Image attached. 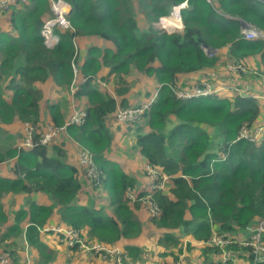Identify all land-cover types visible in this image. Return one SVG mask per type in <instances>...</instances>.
<instances>
[{"label": "trees", "instance_id": "16d2710c", "mask_svg": "<svg viewBox=\"0 0 264 264\" xmlns=\"http://www.w3.org/2000/svg\"><path fill=\"white\" fill-rule=\"evenodd\" d=\"M27 1L29 4L24 3ZM66 1L71 6L68 17L72 28H54L59 36L54 48L45 45L41 34L44 21L53 16L50 0L48 8L47 0H17L22 3L19 8L11 4V27L18 34L0 29V122L30 121L37 129H45L40 112L43 101L49 104L53 123L64 124L74 59L79 71L74 99L81 100L78 104H83L88 114L83 123L70 124L67 130L92 152L96 166L90 177L92 187L106 188L109 204L98 207L90 200L76 202L84 177L78 165L69 161L65 140L53 137L34 148L0 149V162L16 156L17 173L13 179L0 178V224L9 220L1 204L4 192L41 190L61 204V221L86 229L90 239L114 245L141 233L138 215L139 206L144 205L141 201L132 204L128 197L137 179L113 153L114 129L109 121L118 105H131L128 95L136 79L128 81L126 76L133 69L160 84L156 99L143 113L144 123L119 125L129 135L131 128L135 129L130 135L136 140L135 152L170 177L171 194L154 193L161 212L153 221L167 231L160 243L181 250L182 241L172 235V230L181 229L198 240H207L213 234L212 224L235 239L237 231L264 218V137L260 141L237 139L240 128L254 125L258 118L261 106L257 99L239 94L230 99L216 93L181 98L174 91L177 85L186 86L177 82L179 74L217 63L218 56L209 57L202 45L215 48L232 42V54H260L264 58V41L240 38L238 19L264 29V0H187L181 9L184 28L171 33L155 29L154 22L163 15L170 16L173 6L184 0ZM88 36L110 45H91L84 55L78 52L75 56V42ZM102 68L107 70L105 75H99ZM248 72L253 69L248 68ZM111 74L116 77L114 91L120 102L97 82L99 77L109 81ZM145 123L148 127L143 129ZM82 172L85 176L83 168ZM51 214V207L33 202L29 210L16 215L13 225L4 232L0 229V244L12 230L20 229L21 218L29 216L28 242L47 264L55 251L40 240L38 226H43ZM126 246L123 260L139 262L141 250ZM79 247L76 244L71 250ZM232 249L251 251L237 242L226 247V251ZM217 250L209 245L203 248L205 253ZM206 264L221 263L207 260Z\"/></svg>", "mask_w": 264, "mask_h": 264}, {"label": "crops", "instance_id": "0c3cea01", "mask_svg": "<svg viewBox=\"0 0 264 264\" xmlns=\"http://www.w3.org/2000/svg\"><path fill=\"white\" fill-rule=\"evenodd\" d=\"M17 1V0H16ZM186 1L187 4V0ZM21 2V0H19ZM15 2L13 3L12 7H21L22 3ZM183 2V1H181ZM25 4H29V1L24 2ZM48 0H47V8H48ZM12 7L9 8L8 11L2 12L0 14V29L7 31L8 33L12 35H16L17 30H12L11 27V19H12ZM51 8V0L49 5V11ZM71 6L68 7V13L71 12L70 10ZM45 11L47 12V9L45 8ZM44 11V12H45ZM47 14V13H46ZM183 22V20H182ZM240 36V35H239ZM80 44V51L79 54L81 56L84 55L86 52L84 51L85 48H89L91 45H100L103 46L104 43H106V46L110 45L109 41L103 40L101 38L96 37H83L79 40ZM231 44L232 42H229L224 45L216 46L217 48V56L218 61L216 64L202 68L197 71L189 72V73H181L177 77V82L180 84H183V82L187 85H191L192 88L196 87H202L203 81H208L209 84H211L215 89H217L216 94L220 97H228L230 99H233V97L238 94V92L232 91L230 88L231 86H234V84H237L240 87V92H243L240 94L242 97H254L257 99L261 106V112L256 119V121L253 123L254 125L261 126L264 124V85L261 84L264 82V58L261 57L260 54H256L255 56H249L246 54H237L231 53ZM216 56V55H215ZM230 62H240L243 65H246L248 68L253 69L254 73H233L229 71L227 68L228 63ZM107 70L105 68H102L99 72V75H105ZM141 74V73H137ZM250 74V75H249ZM141 77L146 78L149 82L152 80L156 87L155 91L158 93L160 89V84L149 78L146 77L144 74H141L138 79L132 84L130 88V93L132 91V87L134 88L135 92H138L140 90L138 86L139 79ZM100 78V77H99ZM98 79V78H97ZM102 79V78H100ZM116 77L111 74L110 80L108 81V86L111 88L113 87L111 91H108L109 93L115 95L117 100L120 102L121 97L116 96V93L114 91V84ZM107 81V80H106ZM159 86V87H158ZM224 86V87H223ZM258 86H262L258 88ZM13 92H10L12 94ZM130 93L128 95L129 101L132 105L133 98L137 96V93H133L130 96ZM74 95L70 94V91L67 92L64 108L66 110V119L69 115L70 109H71V101ZM151 96V95H150ZM150 96L148 99H150ZM54 95L52 96V98ZM49 104H46L45 102L41 101V115L43 117V123H53L51 119V115L48 108ZM122 106V105H121ZM111 120L114 119V115H111ZM142 122V121H141ZM137 124V123H134ZM111 128L114 129L113 134V153L120 156L121 164L124 166L126 172L129 174V172H132V170H139L140 165L139 164H145L147 160L145 157L140 154L139 152L131 151L134 156L126 152L124 148H121L117 138L116 134L117 132H120L124 143L126 146L129 145V143H132V147L136 146V140L133 139L130 135L128 136L127 133H125L123 128H120L119 125H133V123H113L110 122ZM45 127V125H44ZM40 128V126H39ZM39 130L43 131L44 128H40ZM71 133L67 131L61 132V134L57 137H60L61 139L65 140V144L68 148V159L71 163H76L78 167L81 170V174L84 177V179H81L82 187L77 195V203H87L89 200L93 201L98 207L105 206L109 204V201H106V197L108 196L106 192V188L102 190H96L92 187L93 182L90 181L86 177V170L85 167L82 166L79 163V153L80 149L85 148L89 149L82 144H80L76 138H74ZM24 136V124L23 122L16 120L9 124H3L0 122V149H5L9 147H20L22 144ZM264 137V131L263 136ZM28 149V148H27ZM132 161H131V160ZM16 162V156L7 158L4 161L0 162V178H9L13 179L17 176V173L15 172L14 164ZM82 168L85 170V176L82 172ZM136 185L142 186L146 183L147 177L146 173L144 176L137 175L136 177ZM170 184V181H169ZM104 192V193H101ZM105 199V200H104ZM35 202L36 204L43 205V206H49L52 208V214L48 218L47 222L43 226H38V230L40 234V240L48 245L50 248H52L55 253L53 255V258L47 262V264H116L112 260H103L95 255H92L88 252H85L81 250L80 248L78 250L72 251L73 246L67 245L64 241L59 240L57 238V235L50 229V227L53 226H61V227H73L70 226L64 222L61 221L60 213L62 210L61 204H59L55 198H53L48 193L45 194L41 190L39 191H20V192H4L1 197V204L3 206V210L8 215V222H5L4 224H0V229L2 228V231L4 232L6 230V227L9 225H13L16 220V215L22 211V210H29L30 205ZM138 202V201H137ZM132 204L134 202H131ZM142 205H145L144 202H142ZM133 208H135V205H132ZM139 215L142 219V231L141 233L131 239L124 240L122 239L120 243L117 245L121 247V253L124 258V253H127V250L125 247L126 245L135 246L141 250L139 262L135 264H176L177 260H181L182 264H206L207 260H213L214 262H219L221 264H253L252 258L249 253H245L244 250H240V252H235V250H228L227 252H224L221 247H218L219 250L215 252H203V248L208 246L204 244L203 242L205 240H198L193 236L191 233H184L181 229H175L172 230V235L176 236L182 241V249L179 250L177 247H166L163 244L160 243L162 239H165L166 230L164 228H159L155 222L153 221L154 217L151 216V214L147 211V209L143 206H139ZM257 220V219H256ZM255 220V222H256ZM254 222V223H255ZM31 224L29 216H26L25 218H21L20 221V229L12 230L10 232V235L6 237V239L3 241L2 244L7 243V246H3L0 244V249L7 252L11 259L12 264H44V262L41 260L38 254V251L35 247L29 244L27 239V228ZM253 224V223H252ZM212 235L209 237L211 238L216 232H220L219 226L216 224H212ZM76 228V227H75ZM78 229V228H77ZM81 230L82 234L89 237L86 229H79ZM247 229L239 230L236 232V239L237 243H241V240L247 235L246 233ZM224 235H226L224 232H220ZM0 230V235H1ZM208 238V239H209ZM232 242V243H235ZM231 244V243H230ZM3 246V248L1 247ZM229 245V244H228ZM227 245V246H228ZM244 245V244H243ZM210 246V245H209ZM226 246V247H227ZM211 247V246H210ZM214 247V246H212ZM6 248V249H5ZM173 250V253L170 251ZM221 251V253H220ZM163 252H169L167 255H163ZM15 253V254H13ZM230 253V254H229ZM227 256L228 260L224 262L222 259L224 256ZM175 256V257H174ZM130 262H133L132 260ZM128 264V263H127Z\"/></svg>", "mask_w": 264, "mask_h": 264}, {"label": "built area", "instance_id": "2783aa9c", "mask_svg": "<svg viewBox=\"0 0 264 264\" xmlns=\"http://www.w3.org/2000/svg\"><path fill=\"white\" fill-rule=\"evenodd\" d=\"M16 0H0V14L5 12L11 4H13ZM186 5V1H183L179 4H176L172 8V12L170 16H161L158 18V24L166 30V32L171 33L172 31H182L184 28V23L182 22L181 16V8ZM68 5L65 0H51V9L53 11L54 16L52 18L47 19L42 27L41 34L44 40V43L49 48H54L56 44L59 42V36L54 32V28L59 26L63 28H70L71 22L68 17ZM239 19V35L240 38L245 40H263L264 41V29L258 27L251 21H248L244 18L238 17ZM204 52L209 56L213 57L217 55V48H211L206 45H202ZM79 52L78 43L75 42V56ZM72 67L74 72V78L71 84V94L75 93V89L78 85V77L79 71L78 66L72 61ZM229 71L233 73H240L241 71L244 73L248 72V67L243 65L240 62H230L227 65ZM77 81V82H76ZM97 82L100 85V88L103 91H111L108 86L109 82L103 79L98 78ZM159 87V86H158ZM224 87V86H223ZM234 92H238V94H242L240 92V87L237 84L231 86L230 88ZM211 84L204 83L203 87L192 88L191 85L180 87L179 85L174 87V91L177 92L179 97L187 98L197 95H211L215 94L217 91ZM150 99L145 101L143 104L137 106L139 108H132L130 106H117L116 111L114 112V119L110 120L113 123H134L136 121L142 120L143 113L152 103L155 97H157L158 93L153 92ZM86 119V111L82 109L78 101L72 98L71 109L69 115L62 125H55L54 123L45 124V129L43 131L37 129V127L30 121H26L24 123V137L22 140L21 146L27 148H34L39 144H46L52 140L53 137H57L61 134V132L67 130V126L70 124H80L83 123ZM264 124L261 126L258 125H246L244 124L237 136V139H245L249 141H260L263 136ZM38 135L37 138L35 135ZM93 154L89 149L82 148L80 149L79 154V163L85 167L86 177L91 180L90 177L94 176V170L96 168L95 164H93ZM151 162H146L144 166L146 167L145 173L147 176V181L144 185L138 186L136 188H140L139 191H134L130 189L128 196L135 200L137 196H141V199L144 200V206L148 210V212L153 217H158L160 208L159 206L152 201L150 198L154 194L151 193L156 187H166L169 184L170 177L161 172V177L158 176L159 170L154 168ZM93 164V165H92ZM155 177L158 179L156 182ZM147 187V190H143V188ZM150 190V191H149ZM155 192V191H154ZM47 229H51L59 240L64 241L69 246H74L76 244H80V249L88 252L96 257L103 260H112L118 263H122V257L120 255L121 247L117 244L109 245L103 243L98 240L90 239L89 237L82 234L81 230L75 227H61V226H53ZM264 218H258L254 224H251L247 228V235L241 240V242L245 246H249L251 248L250 255L253 258V264H259V261H264ZM233 241L232 238L227 237L224 234L215 233L211 238L205 240L206 245H215L219 246L226 251V245ZM203 242V243H204ZM224 262L228 260L225 255L222 259ZM0 263L1 264H12V260L10 255L0 249ZM176 264H182L181 260H177Z\"/></svg>", "mask_w": 264, "mask_h": 264}, {"label": "rangeland", "instance_id": "374dc122", "mask_svg": "<svg viewBox=\"0 0 264 264\" xmlns=\"http://www.w3.org/2000/svg\"><path fill=\"white\" fill-rule=\"evenodd\" d=\"M8 11V10H7ZM154 27H155V29H157V30H159V31H161V32H163V31H166L164 28H162L159 24H158V21L156 20L155 22H154ZM157 27V28H156ZM183 29V28H182ZM78 45H79V47H80V44L78 43ZM106 46V43H104L103 44V46L102 47H105ZM209 46H207V48H208ZM80 49V48H79ZM89 49V48H88ZM87 48H85V52H87V50H88ZM217 56V55H216ZM137 73H140V72H138V70H135V69H133V71L131 72V74L130 75H128V76H126V78H127V80L128 81H132L133 79H138V77H140L141 76V74L139 75V74H137ZM253 73H254V71H253ZM250 75V74H249ZM154 80V79H153ZM77 82V81H76ZM153 81L152 80H150V82L146 79V78H144V77H141L140 79H139V82H138V86H139V88H140V90H138V92H135V90H133L134 88L132 87V91H131V93H130V96L133 94V93H137L138 95L137 96H135V98H133V101H131L132 102V108H139V107H137V106H139V105H141V104H143L145 101H147L148 100V98H149V96L155 91V89H156V87H154V83H152ZM262 86L264 85V82L261 84ZM262 86H258V88H260V87H262ZM113 87H111L110 89H112ZM152 96V95H151ZM150 96V97H151ZM76 100L79 102V101H81L80 99H78L77 97H76ZM144 121H145V119H143V121L142 122H139V123H137V124H143L144 123ZM148 126H147V124L145 123V125L142 127L143 129H146ZM132 129V131L130 132V135L132 134V133H134L135 132V129H133V128H131ZM128 136H129V134H128ZM24 137V136H23ZM116 138H117V140H118V142H119V144H120V146H121V148H124V149H126L125 151L126 152H128L129 154H131L132 152V150L135 152V149L131 146L132 145V143L130 142L129 143V145L128 146H126V144L124 143V139H123V137H122V135H121V133L120 132H117V134H116ZM134 139V138H133ZM137 147V146H136ZM138 148V147H137ZM118 154V153H117ZM131 160V159H130ZM132 161V160H131ZM140 165V169L139 170H132V172H129V174L130 175H132V176H135V177H137V175H139V176H144L145 175V170H146V167L144 166V164H139ZM147 177V176H146ZM155 180H156V182H158V179L155 177ZM130 189H132V190H134V191H139V189L140 188H136L135 186H130ZM143 190H147L148 191V188L147 187H145V188H143ZM156 190H160L162 193H165V194H167V193H170V190H171V187H170V184H168V185H166V187H156L153 191H151V193L153 194V193H155L154 191H156ZM150 191V190H149ZM171 194V193H170ZM152 201H154L155 203H156V201H155V198H154V194L151 196V198H150ZM157 204V203H156ZM158 205V204H157ZM160 212H161V209H160ZM159 212V213H160ZM159 216V215H158ZM129 264H135V263H129ZM139 264H142V263H139Z\"/></svg>", "mask_w": 264, "mask_h": 264}, {"label": "bare ground", "instance_id": "6f19581e", "mask_svg": "<svg viewBox=\"0 0 264 264\" xmlns=\"http://www.w3.org/2000/svg\"><path fill=\"white\" fill-rule=\"evenodd\" d=\"M65 1H66V0H65ZM66 2H67V4L69 5V2H68V1H66ZM186 6H187V4H186L185 6H183L182 8H184V7H186ZM182 8H181V9H182ZM7 10H8V9H7ZM7 10H6V11H7ZM51 11H52V9H51ZM52 15L54 16L53 11H52ZM53 16H52V17H53ZM52 17H49V18H52ZM49 18H47V19H49ZM47 19H46V20H47ZM46 20H45V21H46ZM45 21H44V22H45ZM70 22H71V21H70ZM71 26H72V23H71ZM42 27H43V26H42ZM70 28H72V27H70ZM41 30H42V29H41ZM77 43H78V42H77ZM78 47H79V45H78ZM79 50H80V49H79ZM204 83H208V81H203V86H204ZM203 86H202V87H203ZM196 88H197V87H196ZM193 89H194V88H193ZM175 94L178 96V94H177L176 91H175ZM192 96H193V95H192ZM192 96H191V97H192ZM197 96H198V95H197ZM178 97H179V96H178ZM73 98H74V96H73ZM181 98H183V97H181ZM187 98H189V97H187ZM155 99H156V97L154 98V100H155ZM154 100H153V101H154ZM153 101H152V103H153ZM152 103H151V104H152ZM151 104H150V105H151ZM150 105H149V106H150ZM79 106H80L82 109H84V110L86 111V117H87L88 112H87V110L84 108L83 104H81V105H79ZM119 106H121V105H119ZM148 108H149V107H148ZM143 119H144V118H143ZM143 119L140 120V121H136V122H134V123H139V122L143 121ZM85 120H86V119H85ZM24 123H25V122H24ZM50 123H51V122H50ZM134 123H133V124H134ZM80 124H81V123H80ZM26 148H27V147H26ZM79 154H80V153H79ZM92 159H93V158H92ZM93 164H94V159H93ZM93 164H92V165H93ZM150 164H151V163H150ZM151 165H152L154 168H157V169L159 170L158 176L161 177V172L164 173V172L162 171L161 167H157V166H155V165H153V164H151ZM94 171H95V170H94ZM164 174H166L167 176H169L167 173H164ZM129 191H130V188H129ZM128 193H129V192H128ZM128 197H129V196H128ZM129 199H130V202H136V201L144 202V200L141 199V196H139V195L137 196V198H136L135 200H133L132 198H129ZM216 233L221 234L220 232H216ZM227 237H230V235H228ZM235 241H237L236 238L233 239L232 242H235ZM232 242H231V243H232ZM241 243H242V242H241ZM204 244H205V242H204ZM229 244H230V243H229ZM227 245H228V244H227ZM227 245H226V246H227ZM212 246H214V247H219V246H215V245H212ZM226 246H225V247H226ZM120 255H121V257H122V263H118V262H115V261H114V262H115L116 264H127V263L123 260V256H122V253H121V252H120ZM10 258H11V257H10ZM253 258H254V256H253ZM253 258H252V262H253ZM11 260H12V259H11ZM261 262H263V261H259L258 263H261Z\"/></svg>", "mask_w": 264, "mask_h": 264}, {"label": "clouds", "instance_id": "9594fccd", "mask_svg": "<svg viewBox=\"0 0 264 264\" xmlns=\"http://www.w3.org/2000/svg\"><path fill=\"white\" fill-rule=\"evenodd\" d=\"M163 16H167V15H163ZM158 20V19H157ZM158 29V28H157ZM188 86V85H187ZM212 95V94H211ZM209 96V95H208ZM110 121V120H109ZM111 122V121H110ZM149 162V161H148Z\"/></svg>", "mask_w": 264, "mask_h": 264}, {"label": "water", "instance_id": "95a60500", "mask_svg": "<svg viewBox=\"0 0 264 264\" xmlns=\"http://www.w3.org/2000/svg\"><path fill=\"white\" fill-rule=\"evenodd\" d=\"M70 10H71V8H70ZM1 264V263H0Z\"/></svg>", "mask_w": 264, "mask_h": 264}]
</instances>
